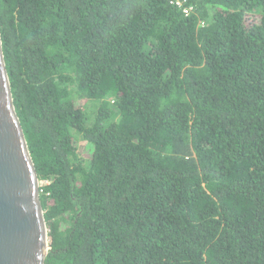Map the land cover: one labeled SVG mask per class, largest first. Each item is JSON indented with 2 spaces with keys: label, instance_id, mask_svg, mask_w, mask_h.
<instances>
[{
  "label": "trees",
  "instance_id": "obj_1",
  "mask_svg": "<svg viewBox=\"0 0 264 264\" xmlns=\"http://www.w3.org/2000/svg\"><path fill=\"white\" fill-rule=\"evenodd\" d=\"M188 1L0 0L45 264H264V0Z\"/></svg>",
  "mask_w": 264,
  "mask_h": 264
},
{
  "label": "water",
  "instance_id": "obj_2",
  "mask_svg": "<svg viewBox=\"0 0 264 264\" xmlns=\"http://www.w3.org/2000/svg\"><path fill=\"white\" fill-rule=\"evenodd\" d=\"M40 185L14 104L0 26V264H45L51 245Z\"/></svg>",
  "mask_w": 264,
  "mask_h": 264
},
{
  "label": "built area",
  "instance_id": "obj_3",
  "mask_svg": "<svg viewBox=\"0 0 264 264\" xmlns=\"http://www.w3.org/2000/svg\"><path fill=\"white\" fill-rule=\"evenodd\" d=\"M171 2L174 5L178 6L179 8L183 9L184 13L187 16L190 15L194 11L193 5H189V1L188 0H171ZM47 183L48 182L41 181V185L47 184ZM40 191H43V189H41V187H40Z\"/></svg>",
  "mask_w": 264,
  "mask_h": 264
},
{
  "label": "rangeland",
  "instance_id": "obj_4",
  "mask_svg": "<svg viewBox=\"0 0 264 264\" xmlns=\"http://www.w3.org/2000/svg\"><path fill=\"white\" fill-rule=\"evenodd\" d=\"M85 102V101H84ZM94 105H95V103L93 102V101H90V102H86V103H84V106H85V108L87 109V110H89L90 112L92 111V107L94 108ZM79 134H77V136H78ZM86 141H84V140H81V141H79L78 142V147H79V149L81 150V153H82V151H83V155H85V156H89V146H86ZM85 149V150H84Z\"/></svg>",
  "mask_w": 264,
  "mask_h": 264
}]
</instances>
